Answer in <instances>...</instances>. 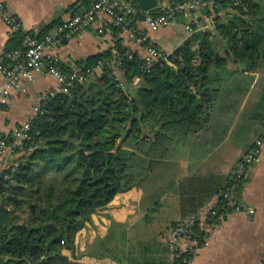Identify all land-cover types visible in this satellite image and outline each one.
<instances>
[{"label": "trees", "instance_id": "16d2710c", "mask_svg": "<svg viewBox=\"0 0 264 264\" xmlns=\"http://www.w3.org/2000/svg\"><path fill=\"white\" fill-rule=\"evenodd\" d=\"M169 3L177 7L180 1ZM132 6L137 10L127 15L131 26L143 20L136 0ZM200 9L212 19L213 33L199 30L196 19L191 35L166 61L146 68L143 58L118 43L79 61L76 67L91 74L48 98L17 153L23 161L10 179L0 176V264H90L85 257L118 261L113 253L119 246L108 240L121 224L111 219L110 232L90 245L81 239L94 215L133 190L155 206L165 188H172L181 220L213 199L216 216L228 211L230 201L220 195L231 183L230 174L169 182L162 177L165 163L180 157L178 146L211 126L215 115L232 108L234 96L244 97L253 85L259 91L250 109L264 120V83L258 86L264 78V0H213ZM56 25L43 27L37 36ZM25 34L15 32L7 51L19 48ZM225 120L219 128L226 127ZM150 246L131 244L120 255L133 259L139 250L148 255L143 264L165 263L167 249L159 251L156 263L149 259Z\"/></svg>", "mask_w": 264, "mask_h": 264}, {"label": "crops", "instance_id": "0c3cea01", "mask_svg": "<svg viewBox=\"0 0 264 264\" xmlns=\"http://www.w3.org/2000/svg\"><path fill=\"white\" fill-rule=\"evenodd\" d=\"M2 1L7 10L20 22L21 32L38 35L43 27L70 19L75 13L85 11L95 0ZM169 1L171 0L159 1V7L170 5ZM154 10L158 12L159 8ZM181 18L156 32L146 30L142 21L133 22V26L138 33L145 34L147 40L160 51L172 54L191 35L190 26L195 24L196 19H200L201 22L196 23L198 27L206 21L201 9L195 13L194 21ZM13 36L14 33L0 16V59L8 50ZM118 43L141 58L145 55L144 46L135 41L131 30L113 32L112 27H103L99 20L94 21L87 30L67 40L61 47L55 49L53 54L63 70L69 71L79 61L114 49ZM95 73L99 75L101 68H97ZM259 82L258 86L261 87L264 78L260 77ZM255 86L257 87L253 85L244 97L234 96L229 104L232 108L217 117L215 115L211 126L178 146L180 155L178 160L165 163L162 177L164 182L178 181L187 176L230 174L264 130V120L258 119L250 109V104L258 99L259 90ZM58 90L59 83L55 77L45 74L27 83L24 93L15 94L7 103L0 104V136L11 137L18 129L29 123L37 115V109L44 97L50 92L57 93ZM221 119H226V127L223 129L218 127ZM216 128L221 130L216 131ZM205 132L207 135L203 136ZM19 154L0 160V176ZM239 187V191L233 194L235 204L230 205L228 211L225 210L221 214L206 242L192 256L190 264H264V144L259 161L245 169L244 180ZM215 202L216 199H213L206 205V208L202 209V214ZM168 212L176 214L175 219L170 220V217L163 220L162 215ZM111 219L122 225L113 228L115 235L108 240L113 241V246H119L113 253L118 261L110 257L100 259L85 257V262L143 264V259L148 255L141 254L139 250L135 251L133 259L122 257L120 253L131 244L150 242L149 259L159 263V258L162 257L159 251L165 248L166 233L171 225L181 220V216L178 200L172 188H165L155 206L153 203L152 205L145 203L142 191L133 190L118 196L108 210L99 211L92 217V222L83 232L85 239L82 238L81 241H84V245L103 239L110 232L109 228H112ZM120 232L125 239L120 240ZM155 243L160 244V247Z\"/></svg>", "mask_w": 264, "mask_h": 264}, {"label": "built area", "instance_id": "2783aa9c", "mask_svg": "<svg viewBox=\"0 0 264 264\" xmlns=\"http://www.w3.org/2000/svg\"><path fill=\"white\" fill-rule=\"evenodd\" d=\"M180 4L176 7L164 5L159 8L156 15L151 11H139L143 13V25L146 30L156 32L165 28L171 23L183 17L193 20L195 13L201 6L211 3L213 0H178ZM137 9L132 6V0H95L90 3L83 14L75 13L70 19L59 23L47 34L42 36L25 34L21 46L11 51H6L0 59V104H5L18 93L26 91V84L33 82L38 76L50 74L59 83L58 92H67L72 83L85 80L91 70H82L73 67L70 72H64L58 66V59L53 51L61 47L73 36L87 30L94 21H101L103 27H118L122 30H131L135 41L144 46L145 55L144 65L149 68L157 60L166 61L169 54L163 53L152 45L143 33H138L134 26H131L127 15L135 13ZM154 10V9H153ZM0 16L8 25L12 33L20 30V22L6 8L4 2L0 0ZM202 31H212L213 21L206 18V21L199 27ZM213 33V31H212ZM130 57V56H129ZM56 92H50L44 97L42 104L37 109V114L41 113V108L45 105L48 98L55 96ZM31 121V120H30ZM30 121L18 129L11 137L0 136V160L12 157L20 151L22 143L28 139ZM264 144V130L262 135L257 138L250 150L243 155L238 165L230 172L231 183L221 193L224 200L235 204L234 190L244 180V171L247 167L259 161L262 146ZM16 159L11 165L5 168L3 179H10L18 164L22 162ZM216 202L207 207V211L202 214V209L183 220H179L171 225L166 233L164 246L167 249L168 259L163 264H190L191 257L184 255H194L199 248L206 242L209 234L214 230L218 218L216 216ZM206 208V206H205Z\"/></svg>", "mask_w": 264, "mask_h": 264}, {"label": "water", "instance_id": "95a60500", "mask_svg": "<svg viewBox=\"0 0 264 264\" xmlns=\"http://www.w3.org/2000/svg\"><path fill=\"white\" fill-rule=\"evenodd\" d=\"M138 7L140 8V10L142 11H149V10H153L158 6V0H136ZM85 11L79 12L80 14H83ZM129 94L131 97H133L135 100H137L136 98V94L134 92L133 89L129 90Z\"/></svg>", "mask_w": 264, "mask_h": 264}, {"label": "rangeland", "instance_id": "374dc122", "mask_svg": "<svg viewBox=\"0 0 264 264\" xmlns=\"http://www.w3.org/2000/svg\"><path fill=\"white\" fill-rule=\"evenodd\" d=\"M206 135H207V132H205L203 136H206ZM176 216H177L176 214H173V213L170 214V212H168V213L162 215V219L165 220V218L168 219L171 217L170 220H172V219H175Z\"/></svg>", "mask_w": 264, "mask_h": 264}]
</instances>
